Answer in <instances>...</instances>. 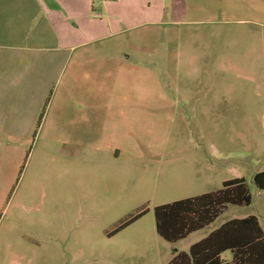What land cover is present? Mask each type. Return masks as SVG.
<instances>
[{"label":"rangeland","instance_id":"1","mask_svg":"<svg viewBox=\"0 0 264 264\" xmlns=\"http://www.w3.org/2000/svg\"><path fill=\"white\" fill-rule=\"evenodd\" d=\"M95 5L102 49L54 74L32 127L0 133V264H166L231 219L264 230V0ZM235 178L250 205L177 244L156 232V206Z\"/></svg>","mask_w":264,"mask_h":264},{"label":"crops","instance_id":"2","mask_svg":"<svg viewBox=\"0 0 264 264\" xmlns=\"http://www.w3.org/2000/svg\"><path fill=\"white\" fill-rule=\"evenodd\" d=\"M95 3L96 0H0V133L32 127L54 74L63 72L66 64L89 60L88 54L102 49L95 43L106 36L104 32L110 24L96 20ZM91 60L95 61L94 55ZM33 92H37L36 97ZM87 100L93 101V96ZM59 104L60 100L54 99L51 109L58 111ZM89 106L79 111L82 120H94L98 115ZM114 156L117 160L120 153ZM176 253L166 258V264ZM226 253L222 258L230 261Z\"/></svg>","mask_w":264,"mask_h":264},{"label":"trees","instance_id":"3","mask_svg":"<svg viewBox=\"0 0 264 264\" xmlns=\"http://www.w3.org/2000/svg\"><path fill=\"white\" fill-rule=\"evenodd\" d=\"M264 190V171L253 178ZM252 196L244 179L223 182L221 189L188 197L154 208L156 232L166 241L176 243L215 222L228 205H250ZM148 213L133 215L108 233L113 236ZM231 253L230 261L222 258ZM168 264H264V230L255 215L235 218L223 223L202 240L180 251Z\"/></svg>","mask_w":264,"mask_h":264}]
</instances>
